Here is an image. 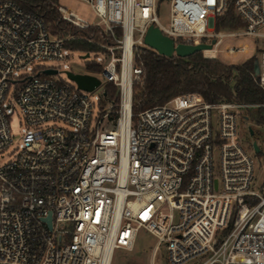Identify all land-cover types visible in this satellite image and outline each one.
<instances>
[{
  "label": "built area",
  "instance_id": "2783aa9c",
  "mask_svg": "<svg viewBox=\"0 0 264 264\" xmlns=\"http://www.w3.org/2000/svg\"><path fill=\"white\" fill-rule=\"evenodd\" d=\"M82 1L95 21L58 2L56 9L72 26L103 35L86 38L101 55L91 63L100 70L86 73L100 80L90 91L54 79L58 65H34L63 60L75 36L52 34L39 15L0 0V264H110L141 229L156 238L150 264H162L153 261L159 246L164 264H264V186H255L254 158L238 136L246 110L264 103H210L186 92L132 113L150 25L175 44H211L206 58H218L223 38H254L253 76L264 90V0ZM164 4L167 25L158 15ZM229 8L243 24L218 28ZM12 102L28 128L4 161Z\"/></svg>",
  "mask_w": 264,
  "mask_h": 264
},
{
  "label": "trees",
  "instance_id": "16d2710c",
  "mask_svg": "<svg viewBox=\"0 0 264 264\" xmlns=\"http://www.w3.org/2000/svg\"><path fill=\"white\" fill-rule=\"evenodd\" d=\"M25 11L39 15L52 34L74 35L65 45L71 50L82 52L98 51L99 47L86 38L103 41L98 27L76 28L63 20L56 9L57 0H11ZM243 23L234 16L232 8L218 19V28H236ZM142 61L141 85L133 86V118L146 108L160 105L171 97L186 93H199L206 101H240L264 103V90L255 79L253 58L239 64H224L216 58L203 57L202 52H194L186 57H165L148 47L140 50ZM89 72H98L95 65L87 66ZM108 97H114L112 83L105 85ZM247 117L255 124L264 125V107L247 109Z\"/></svg>",
  "mask_w": 264,
  "mask_h": 264
},
{
  "label": "rangeland",
  "instance_id": "374dc122",
  "mask_svg": "<svg viewBox=\"0 0 264 264\" xmlns=\"http://www.w3.org/2000/svg\"><path fill=\"white\" fill-rule=\"evenodd\" d=\"M58 4L64 7L71 8L81 17L85 18L89 22L96 20L95 15L93 14L89 4L83 2L82 0H57ZM159 20L163 25H167L168 20V5H162L159 13ZM241 44H247L248 52L247 53H237L235 55H228L225 52V49L229 46H238ZM262 45V42H260ZM84 53L79 50H69L66 52V57L63 60L58 61H36L35 66L41 65H58L60 72L53 75L52 77L56 80L67 81L72 84H75L72 81L66 71H72L75 73H87L89 70L87 66L91 65L92 62H99L100 54H95L94 51H91V54L82 58ZM216 59H219L224 64H239L246 59L258 58V52L255 50V41L254 38L248 36H241L237 38H223L221 44L218 47ZM92 98L95 99L99 95L98 90L92 92ZM13 103L14 112L10 118V131L12 135L13 143L9 148L3 152V158L1 160H7L14 153L15 148L20 144L21 135L27 130V124L24 120V117L15 102ZM97 104V102H96ZM97 109V106H96ZM247 114V110H246ZM48 125L53 124L48 122ZM56 125L65 126L62 122H55ZM248 126L252 127L254 134L249 133ZM238 136L242 145L250 152L254 158V175H255V186L261 187L264 186V125L255 124L250 119H239L238 121ZM257 140L260 145L261 153H254L252 148V142ZM217 159H215V164ZM215 174L216 165H215ZM156 243V238L148 233L147 231L141 229L136 233V241L132 248H116L113 252L112 260L110 264H150L151 262V253L152 249ZM153 261L156 263H165V249L164 246H159ZM201 261L200 258H195L189 261L187 264H197Z\"/></svg>",
  "mask_w": 264,
  "mask_h": 264
},
{
  "label": "water",
  "instance_id": "95a60500",
  "mask_svg": "<svg viewBox=\"0 0 264 264\" xmlns=\"http://www.w3.org/2000/svg\"><path fill=\"white\" fill-rule=\"evenodd\" d=\"M214 40H212V43ZM143 43L146 47L151 48L155 52L165 57H186L193 54L194 52L202 51L203 49L211 48V44H186V43H174L173 39L165 34H163L158 27L150 25L144 35ZM87 53L82 55V58L87 57ZM254 74H258V63L257 59L253 62ZM47 74L54 73L55 70L46 69L44 71ZM68 77L73 80L77 86L83 90H93L95 87L99 86L100 80L95 76L86 73H73L71 71H66ZM249 133L253 134V129L249 127ZM252 147L255 153L260 154L261 150L256 140L252 142ZM49 222V217H48Z\"/></svg>",
  "mask_w": 264,
  "mask_h": 264
},
{
  "label": "flooded vegetation",
  "instance_id": "af4514ba",
  "mask_svg": "<svg viewBox=\"0 0 264 264\" xmlns=\"http://www.w3.org/2000/svg\"><path fill=\"white\" fill-rule=\"evenodd\" d=\"M253 134H254V131H253ZM253 134H252V135H253Z\"/></svg>",
  "mask_w": 264,
  "mask_h": 264
}]
</instances>
